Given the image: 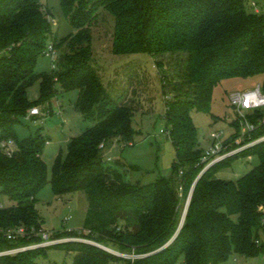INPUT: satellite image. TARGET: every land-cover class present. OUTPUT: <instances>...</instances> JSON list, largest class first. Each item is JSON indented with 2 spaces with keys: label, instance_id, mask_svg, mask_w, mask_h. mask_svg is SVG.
I'll list each match as a JSON object with an SVG mask.
<instances>
[{
  "label": "trees",
  "instance_id": "trees-1",
  "mask_svg": "<svg viewBox=\"0 0 264 264\" xmlns=\"http://www.w3.org/2000/svg\"><path fill=\"white\" fill-rule=\"evenodd\" d=\"M248 1L60 0L74 32L55 38L56 67L47 74L37 67L49 48L50 12L41 0H0V136L17 143L12 156L0 151V194L11 202L0 207V251L40 240L43 222L36 203L48 182L43 154L51 139L42 129L19 139L17 125L30 108L51 104L60 88L78 91L75 108L93 125L71 137L66 152L56 155L50 180L56 195L86 193L84 228L55 231L54 237L76 235L121 253L150 255L132 260L83 241L51 247L74 253L72 264H221L233 254H264L259 211L264 205V142L241 154L256 155L260 163L238 180L216 174L240 155L200 176L204 150L192 118L194 111H211L215 88L224 80L262 76L264 92V13L255 12V1H249L251 8ZM109 14L114 55L146 54L161 70L158 59L176 56L181 81L165 104L175 161L170 176L158 175L147 184L125 181L103 164L102 143L116 138L133 142L137 111L135 100L124 104L110 95L91 64L93 28ZM37 82L40 97L31 101L28 89ZM193 188L182 223V206ZM20 227L28 234L8 240V230ZM46 249L0 256V264H39Z\"/></svg>",
  "mask_w": 264,
  "mask_h": 264
},
{
  "label": "rangeland",
  "instance_id": "rangeland-1",
  "mask_svg": "<svg viewBox=\"0 0 264 264\" xmlns=\"http://www.w3.org/2000/svg\"><path fill=\"white\" fill-rule=\"evenodd\" d=\"M249 1L257 2L261 12L264 13V0ZM41 3L50 12L52 35L48 38V44L52 46L55 38L60 40L73 33L74 29L62 11L60 0H41ZM112 19L110 14L105 20L100 16V24L93 28V61L91 64L98 71L103 84L114 99L124 104H131L132 100L136 101L137 111L133 121L136 134L132 146L124 145L123 141H116L118 139L113 140L115 142H108L106 148L102 150L103 164L121 173L125 181L147 184L154 181L158 175L168 177L172 172L175 147L162 130L168 129L165 118L166 101L171 99L170 92L181 79L177 77V71L174 69L175 55H166L165 58L158 59L163 62V70L159 67L155 69L153 59L146 54L114 55L112 53L114 27ZM53 52L54 58L50 53L40 58L38 72L47 74L53 72L58 56L55 48ZM162 79L165 81L166 95L163 92ZM262 79V76H257L224 80L215 88L211 111L192 113L201 149L206 151L210 148L213 143L211 139L213 133L221 134L222 142L230 140L236 133L234 123L238 116V111L230 103L231 94L253 89L257 84L262 83ZM59 90L60 92L52 99L51 104L48 103V106L51 105L49 110L52 115H49L44 122L35 123L25 117L17 125L19 139L34 135L39 129H42L51 139L43 154V159L48 165V182L39 192L36 203V209L43 222V230L51 233L84 228L89 207L86 193L56 195L50 183L56 155L62 149L66 152L67 143L71 137L82 134L93 125L91 121L85 120L75 108L78 91L65 92L60 88ZM39 97L40 87L37 82L28 89V98L36 101ZM108 158L112 160L109 161ZM259 163L260 159L256 155H240L232 161L230 166L218 172L216 177L236 181ZM9 205H11L9 199L0 194V206ZM185 206L186 203L182 206L183 212ZM60 239L61 244H64L80 239V236L69 235ZM73 258L74 253L51 247L41 254L38 262L39 264H72ZM111 264H124V262ZM178 264H182V260ZM221 264H264V254L249 258L233 254Z\"/></svg>",
  "mask_w": 264,
  "mask_h": 264
},
{
  "label": "built area",
  "instance_id": "built-area-1",
  "mask_svg": "<svg viewBox=\"0 0 264 264\" xmlns=\"http://www.w3.org/2000/svg\"><path fill=\"white\" fill-rule=\"evenodd\" d=\"M252 6L255 12L262 13L260 8L256 5L255 2H252ZM53 45L49 46L48 52L53 55ZM230 103L235 110L238 111L237 119L235 120L236 124V133L230 138V140L222 142L221 134L213 133L211 134V139L213 143L211 144L208 150H204L203 156L201 158L200 164L203 166L200 175H202L206 170L211 167L220 164L224 161L232 159L238 155H241L244 151H247L253 148L256 145L264 142V133H260L262 127L264 126V92L262 90V83L257 84V86L253 89L245 90L242 92L232 93L230 96ZM50 110L47 105L42 104L38 106H34L29 109L26 114V118L34 121L35 123L44 122L46 118L49 117ZM167 136H170V131L167 129L163 131ZM257 133V136H256ZM116 141H122L120 138H116ZM115 140V139H114ZM115 142V141H113ZM126 146H132V142L125 143ZM107 146V143L104 142L100 145V149L103 150ZM17 149V143L13 139H4L0 136V151L6 154L7 156H12ZM109 161L112 160L108 158ZM1 207V206H0ZM262 214V225L264 226V205L259 209ZM184 213V212H183ZM79 230V229H78ZM71 231V230H69ZM87 232L86 230H83ZM28 232L25 228H15L13 230H8L7 239L12 242H17L19 239L24 238ZM264 234V227H263ZM38 235L40 236V240L35 243L24 244L14 246L10 249L0 251V256L4 255H15L20 252H24L27 250H34L38 248H49L51 246H55L61 244L62 240L60 238L54 237V233L47 232L45 230H41ZM73 241H83L93 245H96L103 250L110 252L114 255L121 256L128 259H140L145 258L150 253L147 254H128L121 253L116 250H113L107 246L96 243L92 240H88L80 237V239ZM260 244V241H257Z\"/></svg>",
  "mask_w": 264,
  "mask_h": 264
},
{
  "label": "water",
  "instance_id": "water-1",
  "mask_svg": "<svg viewBox=\"0 0 264 264\" xmlns=\"http://www.w3.org/2000/svg\"><path fill=\"white\" fill-rule=\"evenodd\" d=\"M200 176H201V175H200ZM200 176H199V177H200ZM193 191H194V188H193L192 191L190 192L189 197H188V199H187L186 206H185V210H184L183 217H182V223H183L184 220H185V217H186V214H187V210H188V207H189V204H190V200H191V196H192Z\"/></svg>",
  "mask_w": 264,
  "mask_h": 264
},
{
  "label": "crops",
  "instance_id": "crops-1",
  "mask_svg": "<svg viewBox=\"0 0 264 264\" xmlns=\"http://www.w3.org/2000/svg\"><path fill=\"white\" fill-rule=\"evenodd\" d=\"M108 144V143H107ZM63 150V149H62Z\"/></svg>",
  "mask_w": 264,
  "mask_h": 264
}]
</instances>
